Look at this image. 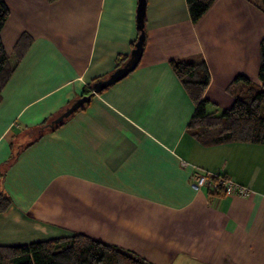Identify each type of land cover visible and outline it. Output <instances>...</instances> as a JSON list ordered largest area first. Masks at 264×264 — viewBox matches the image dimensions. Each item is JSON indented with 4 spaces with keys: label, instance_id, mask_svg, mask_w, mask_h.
I'll return each instance as SVG.
<instances>
[{
    "label": "crops",
    "instance_id": "0c3cea01",
    "mask_svg": "<svg viewBox=\"0 0 264 264\" xmlns=\"http://www.w3.org/2000/svg\"><path fill=\"white\" fill-rule=\"evenodd\" d=\"M5 2L0 37L11 64L21 35L31 41L0 90V170L12 199L0 213V244L82 232L155 264H264V144L197 143L185 132L193 103L169 63L204 60L208 111L228 107L243 85L238 74L258 82L264 13L246 0H215L193 23L186 0H145L136 67L14 146L16 133L58 114L130 53L138 0ZM197 170L250 193L194 190Z\"/></svg>",
    "mask_w": 264,
    "mask_h": 264
},
{
    "label": "trees",
    "instance_id": "16d2710c",
    "mask_svg": "<svg viewBox=\"0 0 264 264\" xmlns=\"http://www.w3.org/2000/svg\"><path fill=\"white\" fill-rule=\"evenodd\" d=\"M214 1L186 0L190 20L193 23L197 22ZM246 1L264 13V0ZM8 15L9 8L5 0H0V30ZM30 41L29 35H21L14 45V64H11L0 37V90L9 79L14 65L20 60ZM135 41L131 43L132 48ZM129 55L130 53L117 55L114 69L123 65ZM258 55V82L252 81L243 74H238L234 81H241L243 85L234 96L231 104L222 109L215 107L212 111H208L210 102L204 96V91L210 80V72L205 61L169 60L172 70L193 103V112L185 126V132L197 143L204 147L230 142L264 144V36L258 43ZM91 92V87L84 88L80 96L87 94L92 96ZM87 102L78 109H81ZM58 114L24 131L31 135V140L37 139L44 131L54 129L67 118L58 123L50 124ZM5 168L4 164L0 170V213L12 204L11 197L3 189L5 172L3 169ZM0 264L155 263L129 249L121 248L82 232H71L66 236L49 237L21 244H0Z\"/></svg>",
    "mask_w": 264,
    "mask_h": 264
},
{
    "label": "water",
    "instance_id": "95a60500",
    "mask_svg": "<svg viewBox=\"0 0 264 264\" xmlns=\"http://www.w3.org/2000/svg\"><path fill=\"white\" fill-rule=\"evenodd\" d=\"M144 13H145V0H138L136 17H137V28L139 30V35L134 43V47L130 51L129 58L124 62L123 65L114 69V71L108 74L105 78L94 82L91 86L92 94L100 92L108 85L121 79L122 77L127 75L130 71H132L138 64L142 54V48L144 42ZM90 97L91 94H87L75 98L62 112H60L50 122V124L58 123L59 121H62L64 118L68 117L70 114L76 111L83 103L89 101Z\"/></svg>",
    "mask_w": 264,
    "mask_h": 264
},
{
    "label": "built area",
    "instance_id": "2783aa9c",
    "mask_svg": "<svg viewBox=\"0 0 264 264\" xmlns=\"http://www.w3.org/2000/svg\"><path fill=\"white\" fill-rule=\"evenodd\" d=\"M182 165H185V162L182 161ZM190 184L194 190L205 189L209 192H221L239 196H248L250 193L248 187L238 184L228 176L205 170L194 171L190 176Z\"/></svg>",
    "mask_w": 264,
    "mask_h": 264
},
{
    "label": "rangeland",
    "instance_id": "374dc122",
    "mask_svg": "<svg viewBox=\"0 0 264 264\" xmlns=\"http://www.w3.org/2000/svg\"><path fill=\"white\" fill-rule=\"evenodd\" d=\"M17 135H15L14 140H13V145L15 146L16 144H21L26 142L27 140L31 139V135L26 132V131H22V132H18L16 133ZM67 232V231H66ZM70 231H68L67 234H69Z\"/></svg>",
    "mask_w": 264,
    "mask_h": 264
}]
</instances>
